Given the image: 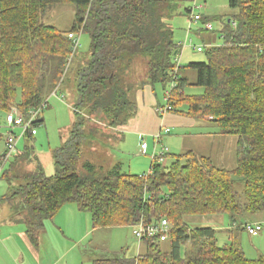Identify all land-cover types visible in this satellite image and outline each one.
I'll use <instances>...</instances> for the list:
<instances>
[{"label":"trees","instance_id":"obj_1","mask_svg":"<svg viewBox=\"0 0 264 264\" xmlns=\"http://www.w3.org/2000/svg\"><path fill=\"white\" fill-rule=\"evenodd\" d=\"M193 1L0 0V110L7 114L15 105L27 119L42 110L67 75L73 53L68 35L82 31L91 39L90 59L70 81L77 119L71 138L54 153L55 174H45L32 145L2 174L10 193L0 205H9L10 222L26 225L33 244L47 221L74 204L92 215L94 229L170 223L167 241H142L144 255L94 264H264V258L248 259L236 242L220 246L215 229L185 222L226 214L235 226L245 220V228L249 215L264 213V0H229L236 13L223 25L224 45L208 49L205 62L186 67L197 71L196 84L179 76L180 50L168 23ZM58 6L77 11L69 31L45 21ZM173 82L168 113L210 119L221 135L237 137L236 168L194 152L169 155L168 165L151 163L143 175L124 173L122 164L106 171L82 162L84 145L115 140L117 129L137 115L140 90ZM189 85L204 93L187 94ZM43 123L39 118L35 126ZM34 162L36 169L27 170ZM238 184L244 187L238 190Z\"/></svg>","mask_w":264,"mask_h":264},{"label":"rangeland","instance_id":"obj_2","mask_svg":"<svg viewBox=\"0 0 264 264\" xmlns=\"http://www.w3.org/2000/svg\"><path fill=\"white\" fill-rule=\"evenodd\" d=\"M197 5L205 6L202 11L195 10L193 12L194 15H201L203 20L194 22L191 20L192 14H189L187 9H194ZM235 13L236 12L230 9L229 0H194L191 3H185L180 6L177 14L174 15L168 23L174 31L175 43L179 46L180 50V55H178L176 61L177 65L182 67L179 72L181 78L189 79L191 84L197 83V71L186 67L190 65V63L205 62L207 60L206 52L208 49L224 45L222 35L223 25L229 20H232ZM76 15L77 11L75 7L58 6L50 11L45 21L48 25L54 26L58 30L69 31L76 22ZM210 26H212V29L209 28ZM190 40L192 41L191 44ZM80 45L72 63H70L68 68L66 67L67 75L64 77L63 84L59 83L57 89L47 96L45 106L40 113V118L44 120V123L36 127L37 134L34 137H23L18 141L15 153L3 170H1L0 163V198L8 194V187L6 182L2 179V174L9 168L11 162L14 161L19 153H24L27 146L32 145L34 147V155L38 158L46 175L52 176L55 174L54 153L71 138L73 124L77 119L75 115L77 99L70 91V81L74 77L75 72L90 59L91 39L87 33H81ZM197 47H202L204 52H198ZM171 88L172 83H169L166 88L162 85H158L157 92L164 99L166 92L170 91ZM185 91L190 95H201L204 93L203 88L192 85L187 86ZM18 100H20V93ZM161 102L163 106L167 104L165 101L161 100ZM16 108L21 112L16 105L13 106L10 111ZM6 116L7 113L0 110V156L5 152V137L11 132L6 124ZM215 126L216 125L213 124L212 127L215 129ZM14 134L19 136L21 130L15 129ZM178 134L179 132L176 129L172 130V135ZM115 141L117 140H114V142ZM114 142L97 138L91 145H84L82 162H89L103 167L106 171L112 170L122 163V171L124 173L125 171H136V173H139V171H142L141 166L148 165L149 162H152L150 158L153 154L152 151L147 157L136 155L138 148L135 141L130 139V143L126 144L128 147L126 146L124 149L121 148V146H125V144H120V141L118 144ZM152 142L153 141L149 139V143L153 148ZM182 143L184 144L183 140ZM164 144L170 147L168 145L170 144L168 140H164ZM174 146L178 147V145ZM222 150L227 152L229 147H224V145H222L220 151ZM229 151H231V149ZM174 153L179 154V151ZM201 155L202 154H200V156ZM166 164H170V161ZM132 165H135L136 168L132 169ZM35 167L36 164L34 162L27 170L32 168L36 169ZM149 167L146 172H149ZM221 167L231 170L236 168L237 164L235 166L234 163L231 164V162H229L222 164ZM243 187V184H238L237 189L241 190ZM72 205L77 208L76 205ZM8 213L9 209L7 205L0 206L1 215L4 216ZM247 219L252 222H261L264 227V213L249 215ZM185 222L191 228L217 229L220 246L236 242L250 260L257 259L259 256L264 258V231L259 236L252 237L249 235L248 231L242 227V221H237L236 226L232 225L229 216L226 214L188 217ZM112 232L113 233L109 231V233H105L102 241H100V233H96L91 238L92 243L85 244L86 249H88L87 254H85L88 256L85 257L86 264H91L89 261L92 258L105 259L119 255L120 257L134 259L139 255V247L143 244H140L134 237L131 227H118L117 230Z\"/></svg>","mask_w":264,"mask_h":264},{"label":"crops","instance_id":"obj_3","mask_svg":"<svg viewBox=\"0 0 264 264\" xmlns=\"http://www.w3.org/2000/svg\"><path fill=\"white\" fill-rule=\"evenodd\" d=\"M160 99L166 102L165 96L163 99L158 94L157 89L154 90L151 85H146L137 93V115L127 125L119 127L115 134V140H119L120 144H125L121 148L124 149L131 139L137 144L136 155L138 156L147 157L151 151L152 153L155 151L162 152L166 148L169 151L166 154L168 156L194 152L199 156L202 154L201 156L213 159L219 167L229 162L231 164L234 163L236 166L237 137L221 135L217 126H215V129L212 127L214 123L210 119H194L190 116L173 112L161 113L160 110L165 106H163ZM166 129H169L170 133L162 134V138L158 141L156 136L159 133H163ZM173 129H176L179 134L172 135ZM149 139L153 141V148L149 143ZM144 140L148 143L147 155L142 154L141 147ZM164 140L169 141L171 145H168L170 147L164 144ZM111 141L114 142V140ZM117 141L115 142L118 144L119 141ZM174 145H178V147ZM222 145L224 147L228 146L231 151H220ZM178 151L179 154L174 153ZM169 161L170 156L168 158L165 156L164 163L166 164ZM151 163L149 162L150 166ZM149 164L141 166L142 171H139V173H136V171H124L132 175L146 174L148 173L146 170ZM131 168H136V166L132 165ZM7 187L9 194L8 184ZM2 205H7L9 209L7 203H2L0 206ZM247 224L262 223L248 221ZM131 228L133 229V227ZM117 229H94L93 219L90 214L81 212L72 204H67L52 220L46 222L45 228L39 237V244L35 245L29 238L25 224L10 222L9 210V213L4 216L0 214V264H86L85 257L87 255L85 254H87L88 249H86L85 244L92 243V236L100 233V241H102L105 233H109V231L113 233L112 231ZM263 231L264 227L260 234ZM140 244H143L144 247L140 245V253L136 258L144 255L146 252L145 244L143 242H140ZM258 258L262 257L259 256ZM98 259L100 258H92L89 262L94 264Z\"/></svg>","mask_w":264,"mask_h":264},{"label":"built area","instance_id":"obj_4","mask_svg":"<svg viewBox=\"0 0 264 264\" xmlns=\"http://www.w3.org/2000/svg\"><path fill=\"white\" fill-rule=\"evenodd\" d=\"M204 8H205L204 5L195 6L194 9H192L191 20L194 22L201 21L202 16L201 15H194L193 12L195 10L202 11ZM233 24H234V26L236 25L235 23H233ZM209 28L212 29L211 26ZM81 33H82V31L79 33H71L68 35L69 39L73 43V53H72L71 58L69 59V64L72 62L75 54L78 52V50L81 46L80 45ZM191 43H192V41L190 40V44ZM197 51L202 53V52H204V49L202 47H197ZM174 83L175 82L172 83V88L176 86V84H174ZM169 98H170V91H167L166 95H165L166 102L169 101ZM170 110H171V107H169L167 105L163 109H161L160 112L165 114V113H168ZM40 113H41V109L36 110V111H32L30 113V118L27 119L16 108L7 114L6 124H7L8 128L11 130V132H9L5 137V152L0 157L1 170L4 169L6 164L9 162V160L11 159L13 154L15 153L18 141L28 134H31L33 136H35L37 134L35 123L39 120ZM15 129L21 130V134L19 136L14 134ZM169 133H170V130L166 129L163 133H159L156 136V139L158 141H160V139L162 138V134H169ZM141 148H142V154L147 155V153H148L147 152L148 151L147 141H145V140L143 141ZM168 152L169 151L166 148L162 152H156L155 151L150 156L152 163L156 162L159 164H163L165 161V156ZM245 229L248 231V233L250 235L258 236L260 234V232L263 230V225L262 224H254V225L253 224H247L245 226ZM171 230L172 229H171V226H170V223L168 220H162L157 224H149V225L145 224V222L142 221L138 225L133 227V234H134V237L140 242L144 241L145 239H154V238H159L161 242H165L168 240Z\"/></svg>","mask_w":264,"mask_h":264},{"label":"water","instance_id":"obj_5","mask_svg":"<svg viewBox=\"0 0 264 264\" xmlns=\"http://www.w3.org/2000/svg\"><path fill=\"white\" fill-rule=\"evenodd\" d=\"M175 55H177V52H176V54Z\"/></svg>","mask_w":264,"mask_h":264}]
</instances>
